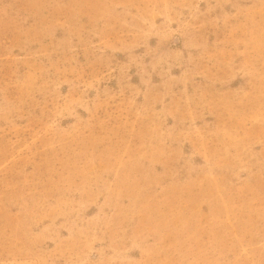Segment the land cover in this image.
Listing matches in <instances>:
<instances>
[{
    "label": "rangeland",
    "instance_id": "1",
    "mask_svg": "<svg viewBox=\"0 0 264 264\" xmlns=\"http://www.w3.org/2000/svg\"><path fill=\"white\" fill-rule=\"evenodd\" d=\"M0 264H264V0H0Z\"/></svg>",
    "mask_w": 264,
    "mask_h": 264
}]
</instances>
